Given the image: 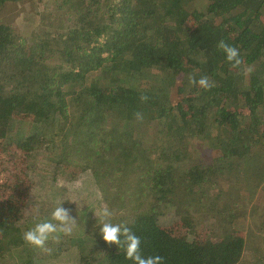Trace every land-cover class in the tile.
<instances>
[{
	"label": "trees",
	"instance_id": "16d2710c",
	"mask_svg": "<svg viewBox=\"0 0 264 264\" xmlns=\"http://www.w3.org/2000/svg\"><path fill=\"white\" fill-rule=\"evenodd\" d=\"M23 1L0 0V10ZM51 9L27 39L0 23V259L37 264L48 252L23 241L19 199L4 193L25 175L17 156L43 150L57 175L91 172L143 256L264 264L246 223L252 206L264 214V0H54ZM220 40L239 48V68ZM193 75L215 86H191ZM168 213L178 223L161 225ZM100 223L68 239L80 264H133L102 240Z\"/></svg>",
	"mask_w": 264,
	"mask_h": 264
},
{
	"label": "rangeland",
	"instance_id": "374dc122",
	"mask_svg": "<svg viewBox=\"0 0 264 264\" xmlns=\"http://www.w3.org/2000/svg\"><path fill=\"white\" fill-rule=\"evenodd\" d=\"M53 1L25 0L18 3H8L0 10V23L10 25L21 37L30 38L39 32L42 15H49L48 13L52 12ZM102 77L103 79L106 78L105 75ZM70 111L73 112V109L70 108ZM200 150V143H197L191 149L193 156ZM45 156L43 150L39 152L37 157L31 159H25L24 155L19 154L17 156V161L19 159L17 171L21 170V173L24 172L26 176L20 178L19 184L15 185V190L4 187V193L7 197L19 199L18 207L21 208L18 215L17 230L21 237L24 233L23 229L29 221L48 219L54 208L63 201L61 206L69 209L73 218L77 217V227L71 235H60L61 244L59 240L50 239L47 243L48 252L42 254L46 257H39L37 264H80V252L70 245L68 239H78V241L84 239V235L89 233L100 221L93 213L105 204L100 199L91 172L84 171L75 174L71 171V178L69 176L65 178L53 172L58 170L55 166H51L53 163H50ZM28 164L29 170L26 173L25 167ZM9 170L14 173L13 167ZM252 208L254 209L252 212L247 210V213L251 214L247 217L246 222L252 227V230L250 228L251 241L249 245L264 256V214L257 215L256 207L252 206ZM176 221L177 218L172 213H168L163 216L160 223L167 226L175 225L178 223ZM180 226L182 225H176V230L180 229ZM83 245L86 248L89 247L87 243H83ZM20 262L16 258H8L7 256L0 259V264H20Z\"/></svg>",
	"mask_w": 264,
	"mask_h": 264
},
{
	"label": "clouds",
	"instance_id": "9594fccd",
	"mask_svg": "<svg viewBox=\"0 0 264 264\" xmlns=\"http://www.w3.org/2000/svg\"><path fill=\"white\" fill-rule=\"evenodd\" d=\"M217 48L223 52L226 62L233 69L239 68L244 63L238 47L220 40ZM189 84L203 90H209L215 86L214 81L207 75H202L198 80L194 75L190 76ZM148 99L144 95L140 97L141 102H147ZM134 116L138 121L143 119L140 112L134 113ZM62 203L63 201L54 208L48 219L36 223L22 234V239L27 245L48 251L47 243L50 239L58 240L61 234L65 236L72 234L77 227V217L73 218L70 210L61 206ZM93 214L100 219L98 234L102 240L106 244L116 245L118 249H122L125 258L131 260L133 264H164V258L160 255L149 257L142 255L141 238L126 224L113 223L114 213L107 205H103Z\"/></svg>",
	"mask_w": 264,
	"mask_h": 264
}]
</instances>
